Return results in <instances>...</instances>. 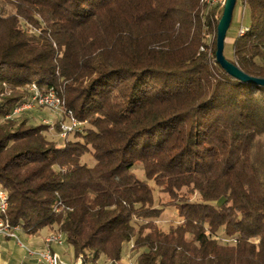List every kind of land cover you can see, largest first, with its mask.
Here are the masks:
<instances>
[{
  "label": "trees",
  "instance_id": "obj_1",
  "mask_svg": "<svg viewBox=\"0 0 264 264\" xmlns=\"http://www.w3.org/2000/svg\"><path fill=\"white\" fill-rule=\"evenodd\" d=\"M5 1L14 8L0 14L8 223L28 234L56 225L82 264H264V86L217 63V35L213 59L202 50L216 6ZM242 2L249 23L227 58L264 77V0ZM31 84L65 99L80 139L58 145L48 126L15 115ZM153 186L170 200L160 205ZM168 207L178 220L165 229Z\"/></svg>",
  "mask_w": 264,
  "mask_h": 264
},
{
  "label": "rangeland",
  "instance_id": "obj_2",
  "mask_svg": "<svg viewBox=\"0 0 264 264\" xmlns=\"http://www.w3.org/2000/svg\"><path fill=\"white\" fill-rule=\"evenodd\" d=\"M214 9L216 12H215V16H214L213 21H212L213 26L209 29H206V31L204 32V39H205V42L208 45V47L203 46V49L201 48L202 50L205 49L204 51L208 52L211 59H213V43H214V41L216 39V35H217V29H216V25H215L216 19L220 18L222 16V10L224 9V6L223 7L216 6ZM12 12H14L13 6L10 3L6 2L5 0H0V14L5 16V15L12 13ZM249 19H250V15H249L248 6H246V4H244L242 2V0H238L237 5H236L235 10H234L232 24H231V26L227 32V38H226V42H225V55L229 59L234 58V56H233L234 40L238 36L241 27L244 28V26L248 25ZM22 24L28 30V32L30 34H39V31L37 29H35L34 27L30 26L29 24H26L24 22H22ZM27 89L29 90V96L32 100V98L34 97L33 94H35L36 92H34L35 91L34 89H30V86H28ZM38 92L41 94H45L47 91L43 92L39 88ZM58 95L60 96V94H58ZM59 96H58V98L60 99V101L65 103V101H64L65 99L63 98L64 99L63 100L60 98L62 96H60V97ZM28 102H29V99H27L26 101L19 104L14 109L15 115H19L20 118L27 117V119L29 120V123H31V124H44V125L48 126L47 130L44 131V134L46 135V137L49 140L56 142L58 145H63L69 139H71V140L80 139L78 134H80L81 131H79L76 135H74L73 133H70V135L63 136L61 134V128L58 129V127L56 126L57 123L61 124L62 120H65L67 122V124L70 123V118L65 116V114L62 113V109L61 110L60 109L54 110L52 108H48L45 106H40L37 104L34 105L33 103H32V105L34 107L29 108ZM65 105H66V103H65ZM18 107H23L24 109L22 108V110L18 111V110H16ZM66 108H67V106H66ZM18 109H20V108H18ZM81 126H82V124H81ZM83 160L88 162V163H92V158H91V155H89V154L85 155ZM135 172L137 173V175L139 177L145 178L144 171L141 167V164H138V166L135 169ZM153 187H154V191H155V195H156V200H157V202L160 203V205H162V203H165V202L170 200V197L167 196L165 193H162L157 186H153ZM0 191L1 192L4 191L6 193V195H8V192L1 186H0ZM2 195L5 196L4 193ZM192 199L193 200H199L200 198L198 195H195ZM162 217H163V220L159 221V224L165 229H168V227L171 223H176V221L178 220L177 212H176V209L174 207L166 208ZM21 230H22V228L20 230H17V232H20ZM52 234H61V233L58 232L57 230H55L50 235H52ZM50 235H48L46 237V239ZM9 238H11V237H9ZM21 239H23V238H21ZM46 239H45V243H47ZM62 241L65 242L64 236L62 237ZM62 241L57 242V243L63 244ZM52 243H56V242H52ZM46 245H48V244H46ZM127 260H128V258L125 259L124 262L126 263ZM56 262L58 264H61V262H59V258H56ZM104 263L109 264V263L101 262V261L97 262L95 264H104ZM87 264H91V263L87 262Z\"/></svg>",
  "mask_w": 264,
  "mask_h": 264
},
{
  "label": "crops",
  "instance_id": "obj_3",
  "mask_svg": "<svg viewBox=\"0 0 264 264\" xmlns=\"http://www.w3.org/2000/svg\"><path fill=\"white\" fill-rule=\"evenodd\" d=\"M57 229L56 225L45 227L36 234H28L22 230L20 232L0 231V264H47L36 260L40 259V252H27L24 246L33 249L44 248L46 237ZM51 247L60 253L59 262H69L71 264L78 262L73 247L67 243L66 245L65 242L63 244L52 243Z\"/></svg>",
  "mask_w": 264,
  "mask_h": 264
},
{
  "label": "built area",
  "instance_id": "obj_4",
  "mask_svg": "<svg viewBox=\"0 0 264 264\" xmlns=\"http://www.w3.org/2000/svg\"><path fill=\"white\" fill-rule=\"evenodd\" d=\"M214 2H218L219 7H223L225 5L226 0H215ZM30 89H34V86L32 84L30 85ZM43 100H51L56 106V108H62V113L65 114V116L70 118V123L68 124L65 120H62L61 134L63 136H67L70 133L74 132L76 129L81 127L82 122L76 119V117L74 116V113L67 112L66 105L59 104L58 94L55 92L53 88L49 90L48 96L40 97V103H42ZM28 106L29 108L34 107L32 105V100H29ZM0 208H7V199L3 195H2V203H0ZM0 224H5V223H0ZM8 229H21V226L8 224ZM53 239H62V233L57 237H53ZM51 244L52 242H50L48 245H45L44 248H39V249H33L28 246H24V247L26 248L27 252H31V253L40 252V259H36V260L41 261V262H46L47 264H54V258H60V253L53 250V248L51 247ZM65 245H66V242H65ZM61 263L71 264L69 262H61ZM122 263L124 264L125 262L122 261ZM76 264H82L81 257L78 258V262ZM125 264H132V263H129V261H127Z\"/></svg>",
  "mask_w": 264,
  "mask_h": 264
},
{
  "label": "water",
  "instance_id": "obj_5",
  "mask_svg": "<svg viewBox=\"0 0 264 264\" xmlns=\"http://www.w3.org/2000/svg\"><path fill=\"white\" fill-rule=\"evenodd\" d=\"M238 0H226L222 16L217 26L216 61L231 76L245 82L264 86V77H257L246 73L237 64L230 61L225 55V42L230 28L235 7Z\"/></svg>",
  "mask_w": 264,
  "mask_h": 264
},
{
  "label": "bare ground",
  "instance_id": "obj_6",
  "mask_svg": "<svg viewBox=\"0 0 264 264\" xmlns=\"http://www.w3.org/2000/svg\"><path fill=\"white\" fill-rule=\"evenodd\" d=\"M215 0H206V4L209 5V6H219V3L218 2H214ZM244 32V29L241 27L240 31H239V34H242ZM34 86V92H36L34 95V97L32 98V103L35 105H40V106H45V107H48V108H52V109H62V108H56V106L54 105V103L51 101V100H43L42 103H40V97H46L49 95V92L46 93V94H41L38 92V88L36 87V85H33ZM31 100V98H30ZM59 100V104H62V105H65L64 102H61L60 99L58 98ZM24 107V106H23ZM23 107H19L20 109H16L18 111L22 110ZM26 107V106H25ZM24 109V108H23ZM67 112H72V110H69V109H66ZM4 194H5V198L7 199L8 195H6V193L4 191H2ZM0 191V203H2V193ZM7 209H8V200H7V208H0V223H5V224H0V231H7V232H10V231H17V230H20V229H8V221L6 219V215H7ZM60 234H52L50 235L46 241L47 243L46 244H49L50 242H61L62 239H53V237H57L59 236ZM63 237V236H62ZM63 242V241H62ZM62 244V243H61ZM54 264H56V258H54Z\"/></svg>",
  "mask_w": 264,
  "mask_h": 264
}]
</instances>
